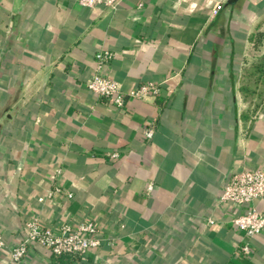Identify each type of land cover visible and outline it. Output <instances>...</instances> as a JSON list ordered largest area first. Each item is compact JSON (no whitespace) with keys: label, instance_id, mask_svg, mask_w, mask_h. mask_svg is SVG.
I'll list each match as a JSON object with an SVG mask.
<instances>
[{"label":"crops","instance_id":"obj_1","mask_svg":"<svg viewBox=\"0 0 264 264\" xmlns=\"http://www.w3.org/2000/svg\"><path fill=\"white\" fill-rule=\"evenodd\" d=\"M263 21L264 0H0L6 243L35 216L95 224L100 242L76 264H264V233L234 228L219 201L233 172L264 167V95L242 82ZM99 50L123 91L152 81L158 93L118 108L90 91ZM254 205L264 212V197ZM51 258L36 243L21 262L0 249V264Z\"/></svg>","mask_w":264,"mask_h":264},{"label":"built area","instance_id":"obj_2","mask_svg":"<svg viewBox=\"0 0 264 264\" xmlns=\"http://www.w3.org/2000/svg\"><path fill=\"white\" fill-rule=\"evenodd\" d=\"M85 7H92L97 4L115 6L117 0H79ZM219 9V3L213 7V13ZM111 54L107 50H99L96 53L97 64L86 81V87L98 96L105 98L109 103L118 108L124 106L125 95L132 98L143 99L159 91L158 83L148 81L138 84L127 91L121 89L120 84L114 78L109 77L103 71ZM143 134L151 138L153 127L149 125L144 128ZM118 154H109L114 159ZM60 172V168L55 170ZM153 184L146 185V191L152 190ZM62 194L65 198L72 197V192L62 190L60 186L54 187L49 192ZM264 197V167H241L233 172L224 183L219 201L228 208V220L237 230L243 231L247 237L264 233V212L258 210L254 202ZM43 200V197H39ZM209 222H212L210 219ZM100 242L97 229L92 221L60 222L56 227L41 225L38 218L33 216L27 222V228L23 237L12 244H7L0 230V249H7L11 261L21 262L26 254L28 245L39 244L50 250L52 254L64 253L86 254L91 248L96 247ZM240 251L248 254L251 248L247 241L240 245Z\"/></svg>","mask_w":264,"mask_h":264},{"label":"rangeland","instance_id":"obj_3","mask_svg":"<svg viewBox=\"0 0 264 264\" xmlns=\"http://www.w3.org/2000/svg\"><path fill=\"white\" fill-rule=\"evenodd\" d=\"M248 63L245 67V70L242 74V82L243 84L257 85L260 88L264 86L259 82H255L254 79L248 77V72L252 70V64L259 61L260 57L264 58V21L258 24L254 28V39L253 44L250 47L249 55H248ZM259 84V85H258ZM255 91V90H254ZM252 95V94H251Z\"/></svg>","mask_w":264,"mask_h":264},{"label":"trees","instance_id":"obj_4","mask_svg":"<svg viewBox=\"0 0 264 264\" xmlns=\"http://www.w3.org/2000/svg\"><path fill=\"white\" fill-rule=\"evenodd\" d=\"M248 77H252L257 83L264 84V58L260 57L258 62L252 64V70L248 72ZM260 98L264 95V86L259 89ZM82 255L77 253H64L60 255L52 254L50 264H76Z\"/></svg>","mask_w":264,"mask_h":264}]
</instances>
